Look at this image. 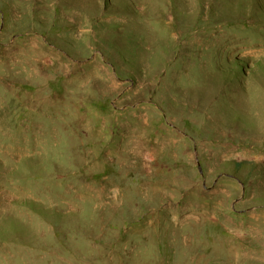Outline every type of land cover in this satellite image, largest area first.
<instances>
[{
  "label": "rangeland",
  "instance_id": "rangeland-1",
  "mask_svg": "<svg viewBox=\"0 0 264 264\" xmlns=\"http://www.w3.org/2000/svg\"><path fill=\"white\" fill-rule=\"evenodd\" d=\"M0 264H264V0H0Z\"/></svg>",
  "mask_w": 264,
  "mask_h": 264
}]
</instances>
